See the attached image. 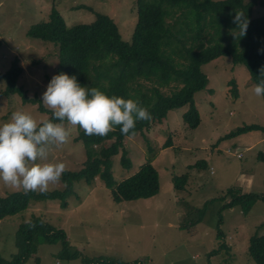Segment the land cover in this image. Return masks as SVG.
<instances>
[{
	"label": "rangeland",
	"instance_id": "374dc122",
	"mask_svg": "<svg viewBox=\"0 0 264 264\" xmlns=\"http://www.w3.org/2000/svg\"><path fill=\"white\" fill-rule=\"evenodd\" d=\"M65 26L90 23L95 14L110 17L119 38L128 42L135 24L134 0H53ZM51 0H0V72L17 58L21 73L17 79L29 97L43 105L42 94L50 81L57 61L56 46L29 38V25L45 21ZM264 14V7L251 8V17ZM207 81L193 93L199 116L195 128H187L181 120L185 106L168 110L159 123L123 139L129 166L122 168L120 150L111 157V173L117 183L133 174L150 159L158 177V192L145 199L111 200L109 189L95 176L93 183L82 180L72 183V194L66 207L57 200L32 201L17 213L0 219V259H9L16 252L15 231L31 216L63 230L69 246L80 255L65 260L58 256V242L40 243L34 256L21 264H80L87 259L121 260L137 264H254L246 253L248 237L260 231L264 219V199L244 200L242 206L220 208L226 190L233 193L264 194V133L246 131L221 138L236 127L257 124L264 127V101L252 92L245 68L232 64L228 56H219L200 65ZM232 79L236 96L230 95ZM141 88L150 82L138 81ZM3 81L0 79V89ZM160 90L167 93L168 88ZM24 110L38 121L47 113L35 104L21 103L15 94L0 95V124L8 122L12 113ZM50 110V109H49ZM51 111V110H50ZM53 150L50 162H63L68 170L78 169L83 148L74 141ZM221 138V139H220ZM168 146L163 147L165 141ZM263 155V158L260 157ZM202 161L198 167L192 165ZM186 174L182 190L172 187L171 177ZM61 183L50 185L59 189ZM22 190L0 182V194ZM225 197V198H224ZM224 198V199H223ZM221 234L224 247L208 258V251Z\"/></svg>",
	"mask_w": 264,
	"mask_h": 264
},
{
	"label": "trees",
	"instance_id": "16d2710c",
	"mask_svg": "<svg viewBox=\"0 0 264 264\" xmlns=\"http://www.w3.org/2000/svg\"><path fill=\"white\" fill-rule=\"evenodd\" d=\"M135 24L128 42L119 38L113 20L104 14H95L90 23H77L66 27L51 0L45 21L33 23L25 30L29 38L50 42L56 46L57 61L50 80L54 75L64 73L76 76L81 86L98 88L106 95H116L125 99H138L152 115L149 121H138L135 132L147 130L151 124L159 123L168 110L185 106L181 120L185 127L195 128L199 116L193 102V93L203 89L206 77L200 65L219 56H228L232 64L242 65L255 85L264 69V14L251 17V8L264 7V0H134ZM243 12L249 21L246 34L239 35L238 25L233 20L238 12ZM21 67L14 58L9 67L0 72L3 88L0 95L15 94L21 103L35 104L40 112L47 113L44 120L52 118V112L42 106L36 97H29L17 85ZM150 82L148 89L141 88L138 81ZM230 95L236 96L235 84L229 79ZM167 87V93L160 88ZM264 101V97H261ZM43 121V120H42ZM53 122H58L53 120ZM259 130L264 127L246 124L236 127L221 138ZM119 127L105 137L87 136L76 129L74 141H79L84 160L76 170L66 169L59 189L46 192L23 190L0 194V219L24 210L32 201L57 200L60 208L66 207V199L72 194V183L82 180L93 183L95 176L109 189L113 202L145 199L158 192V177L150 159L138 169L117 183L111 173V157L120 150V165L129 166L125 156L123 139ZM220 138V139H221ZM165 141L163 147L168 146ZM263 158V155L260 154ZM202 161L192 166L198 167ZM172 187L182 190L186 174L171 177ZM227 200L220 208L242 206L244 200L264 199V194L252 192L233 193L226 190ZM224 197V198H225ZM223 198V199H224ZM221 234L217 232V245L208 251V258L224 247ZM58 242V256L65 260L79 257L72 249L65 233L36 216L20 223L15 231L16 252L9 259H0V264H21L34 256L40 243ZM246 253L254 264H264V219L260 231L248 237ZM37 261V257L34 256ZM80 264H137L121 260L87 259L82 257ZM209 264V263H207Z\"/></svg>",
	"mask_w": 264,
	"mask_h": 264
},
{
	"label": "clouds",
	"instance_id": "9594fccd",
	"mask_svg": "<svg viewBox=\"0 0 264 264\" xmlns=\"http://www.w3.org/2000/svg\"><path fill=\"white\" fill-rule=\"evenodd\" d=\"M239 35L246 34L249 21L238 12L233 20ZM264 76V69H261ZM252 92L264 97V78ZM43 105L52 118L38 122L31 113L18 110L0 124V182L25 192H46L61 182L66 171L63 162H50L51 152L69 143L73 130L87 136L105 137L119 127L124 136H135L138 121L152 115L138 99L106 95L98 88L81 86L76 76L54 75L42 94ZM53 120L58 122H53Z\"/></svg>",
	"mask_w": 264,
	"mask_h": 264
},
{
	"label": "crops",
	"instance_id": "0c3cea01",
	"mask_svg": "<svg viewBox=\"0 0 264 264\" xmlns=\"http://www.w3.org/2000/svg\"><path fill=\"white\" fill-rule=\"evenodd\" d=\"M211 258V257H210ZM210 258H209V264H211V262H210Z\"/></svg>",
	"mask_w": 264,
	"mask_h": 264
}]
</instances>
